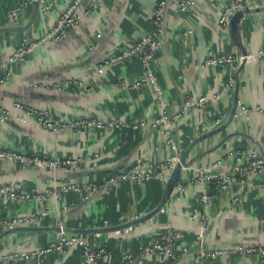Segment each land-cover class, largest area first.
Returning a JSON list of instances; mask_svg holds the SVG:
<instances>
[{"label":"crops","instance_id":"crops-1","mask_svg":"<svg viewBox=\"0 0 264 264\" xmlns=\"http://www.w3.org/2000/svg\"><path fill=\"white\" fill-rule=\"evenodd\" d=\"M71 1L49 0L52 7L43 12L35 0H0V64L9 62L24 40L37 43L48 35ZM193 1L195 5L184 12L179 0L169 1L162 20V48L152 70L167 103L170 136L184 154L188 151L186 161L198 168L222 162L218 172H230L238 160L223 162L233 151L264 158V58L248 59L235 71L231 87L226 86L233 68L206 62L221 55L249 56L264 48V0L254 1V9L235 30L219 28L230 0ZM156 9V0H104L67 38L38 43L25 63L10 66L7 79L0 83V151L80 162L54 173L4 160L0 189L44 193L54 175L61 183H100L139 161L157 163L173 155L162 128L154 127L159 99L148 87L130 89L144 73L139 59H117L156 30ZM217 95L220 99L211 102ZM200 98L210 100L205 109L185 108ZM240 106L253 112L244 114ZM29 109L42 111L57 123L92 118L118 121L122 127L54 133L39 126ZM218 117L223 121L216 127ZM193 178V172L182 171L179 184L157 213L166 189L158 180L101 188L86 201L66 193L44 203H17L0 192V221L33 218L30 225L14 231L0 226V259L7 264H81L78 246L33 255L56 244L64 230L104 246L107 256L100 264H113L124 252L137 254L148 242L175 230L177 264H264L259 257L240 255L195 261V241L203 222L209 250L264 246V175L248 172L226 191L209 183L208 208L200 202L204 188ZM194 214L199 217L193 219ZM139 264L166 262L147 257Z\"/></svg>","mask_w":264,"mask_h":264},{"label":"built area","instance_id":"built-area-1","mask_svg":"<svg viewBox=\"0 0 264 264\" xmlns=\"http://www.w3.org/2000/svg\"><path fill=\"white\" fill-rule=\"evenodd\" d=\"M169 1L170 0H156L157 9L154 19L156 30L149 36L142 38V40L137 43V45L117 59L122 60L129 56H136L139 59L144 73L136 84L130 86V89L148 87L159 99L160 115L159 119L155 122L154 127L162 128L166 143L172 149L173 155L168 160L157 163L150 160L139 161L127 170L120 169L114 175H111L100 183H61L54 175L50 186L45 190L44 193L40 192L35 194L11 191L6 187H2L0 189L2 194L6 195L11 201L17 203H44L47 201L48 197L52 196L54 198H58L61 194L66 193L78 194L81 196L83 201H86L101 188L115 186L119 183L130 182L142 185L152 180H158L166 185L170 180L175 168L178 165H182V171L193 172L194 182L203 186L204 189L200 197V202L205 208H208L212 199V196L206 187L209 183H215L221 191H226L231 185L235 184L240 177L245 176L248 172L257 175H264V158L255 152L244 153L233 151L230 153L228 160H225L223 163L227 164V162L234 158L238 160L237 164L233 166L230 172H218V168L222 165V162H219L218 164L209 168H198L196 166H192L191 163L187 161L186 166L182 164L184 149L177 146L174 139L170 136L169 127L171 124V119L168 116L167 103L163 99V90L159 79L152 70V64L155 60V57L158 51L162 48V20ZM254 1L257 0H230L222 11L221 17L219 19V28H228L232 17L238 11L245 9L251 11L254 9ZM39 2L43 12H48L52 7V3H50L49 0H39ZM103 2L104 0H72L62 12L56 25L52 28L48 35H46L41 41L37 43L24 40L20 45L17 46L14 55L10 58L9 62L0 64V83H3L7 79L5 74L8 72L12 64H23L26 62V57L29 52H31L33 46L51 39L60 41L67 38L69 33L79 25L81 19L84 16H90V14H92L97 8L103 5ZM194 5L195 2L193 0H179L178 7L182 12H184L188 11ZM18 13H15V19L19 18ZM256 57L261 59L264 58V48L260 49L253 55H221L217 58L209 59L206 63L210 66H231L233 68V72L231 73V76L228 77L226 86L231 87L234 84L235 71L241 68L248 59H253ZM219 99L220 95H217L211 102H217ZM209 103L210 100L207 98H200L195 101L187 102L185 108L205 109ZM240 108L244 114H250L253 112V110L246 108L245 106H240ZM259 110V108L256 109V111ZM29 112L37 117L39 126L54 133L80 130L114 131L119 130L122 127L121 122L118 121L105 122L92 118H78L69 122L57 123L51 121L47 114L42 111L29 109ZM222 121L223 118L218 117L215 121V126H220ZM4 160L10 161L13 164H20L24 168H36L42 170L49 169L54 171V173L59 168H76L80 162L79 159L56 161L39 156H30L25 153L2 150L0 151V164ZM179 191L183 192V188L180 187ZM198 217V214H194L193 219ZM31 222H33V218L31 216H25L15 218L11 221H0V226L6 230H14L18 227L28 226ZM205 232L206 227L205 223L203 222L200 234L195 241L196 262L229 258L236 255L243 257H259L264 261V246H237L209 250L205 246ZM178 239L179 234L175 230H168L161 239L148 242V244L141 247L137 254L124 252L120 259L113 264H139L141 259L147 257H159L164 262H166V264H177L179 260V252L177 250ZM74 246H78L82 250L81 264H100V262L107 256V250L104 246L96 245L89 237L67 235L64 230L60 231L59 240L56 244L49 248L36 250L33 255L43 256L49 253H61L67 248H72Z\"/></svg>","mask_w":264,"mask_h":264},{"label":"water","instance_id":"water-1","mask_svg":"<svg viewBox=\"0 0 264 264\" xmlns=\"http://www.w3.org/2000/svg\"><path fill=\"white\" fill-rule=\"evenodd\" d=\"M36 5L40 6V2L39 0H35L34 2ZM249 10L245 9V10H240L238 11L231 19L229 27L232 30H235L236 28H238L239 23L241 22V20L243 19L245 14H248ZM245 53V52H243ZM246 55V54H245ZM187 154L188 151L185 152V154L183 155L182 158V164L184 166H186V159H187ZM181 174H182V165H178L175 170L173 171L170 180L168 181V183L166 184V189H165V200H163V202L160 204V206L157 208L156 212H159L165 205L166 200L170 199V196L172 194V192L174 191V189L176 188V186L179 184L180 180H181ZM154 215V214H152ZM15 230V229H14ZM11 230V231H14ZM17 230V229H16ZM10 263V262H9ZM0 264H7L4 260L0 259ZM11 264V263H10Z\"/></svg>","mask_w":264,"mask_h":264}]
</instances>
